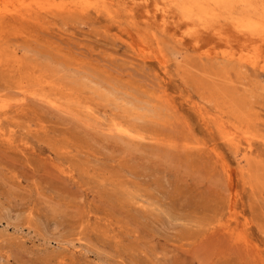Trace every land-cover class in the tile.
I'll list each match as a JSON object with an SVG mask.
<instances>
[{
	"label": "rangeland",
	"instance_id": "1",
	"mask_svg": "<svg viewBox=\"0 0 264 264\" xmlns=\"http://www.w3.org/2000/svg\"><path fill=\"white\" fill-rule=\"evenodd\" d=\"M0 264H264V0H0Z\"/></svg>",
	"mask_w": 264,
	"mask_h": 264
},
{
	"label": "bare ground",
	"instance_id": "2",
	"mask_svg": "<svg viewBox=\"0 0 264 264\" xmlns=\"http://www.w3.org/2000/svg\"><path fill=\"white\" fill-rule=\"evenodd\" d=\"M36 2H37V0H36ZM185 7V6H184ZM185 9H189V7H187L186 6V8ZM78 78H80V77H78ZM48 103V102H47ZM56 108V107H55ZM86 109V108H85ZM114 129V128H113ZM227 129V128H226ZM110 130V129H109ZM230 134V133H229Z\"/></svg>",
	"mask_w": 264,
	"mask_h": 264
}]
</instances>
